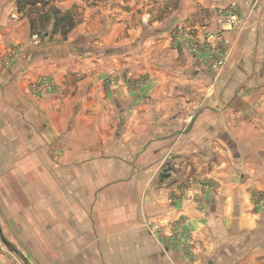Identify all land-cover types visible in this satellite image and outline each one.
I'll return each instance as SVG.
<instances>
[{"label":"crops","instance_id":"0c3cea01","mask_svg":"<svg viewBox=\"0 0 264 264\" xmlns=\"http://www.w3.org/2000/svg\"><path fill=\"white\" fill-rule=\"evenodd\" d=\"M46 1L0 0V158H24L0 166V264H264V0H172L167 23L105 47L58 41L47 13L71 0ZM230 2L216 74L184 30L217 29ZM111 70L150 78L126 95ZM44 75L57 91L29 92ZM173 219L187 252L152 232Z\"/></svg>","mask_w":264,"mask_h":264},{"label":"rangeland","instance_id":"374dc122","mask_svg":"<svg viewBox=\"0 0 264 264\" xmlns=\"http://www.w3.org/2000/svg\"><path fill=\"white\" fill-rule=\"evenodd\" d=\"M30 1L36 2L38 0ZM39 1L43 3V6L47 5L46 0ZM54 1L57 0H53V2ZM70 4V8H68L67 11L66 9L61 11L59 8L57 9L56 6H53L51 11H47V14L51 16V25L49 28H51L53 33L58 35L59 38L57 40L64 42L68 39H73V41L80 39V41L91 45H100L102 43L103 47L113 43L120 44L124 41L136 40L137 37L139 38L148 32H152L153 29L159 27L160 23L164 21L167 23L168 16L171 14L172 10H174L172 7H175L172 0H71ZM232 5H235L238 8L240 14V8L235 2L228 3L226 7L219 6L217 7V24L219 23V19H221L219 16L220 11ZM37 13L42 17L45 14L44 12L41 13L39 11ZM49 16L46 15V18L48 19ZM45 28L48 30V27L45 26L44 29H42L43 32L46 31ZM218 29L219 27L214 30L205 29L203 31H200L199 29H187V31L184 30L185 34L183 36L191 51L197 49L195 55L203 57L206 68L216 74L223 71L222 69L226 67L230 57L227 58L222 67L214 69L207 59L211 52L209 51L208 55V51L204 50L203 46L206 37L213 34V32ZM225 31L226 30H221L223 34ZM43 39H46V37L37 31V33L32 36L31 41H33V43L31 44L38 46ZM108 41H111V43ZM229 50H231V48H229ZM17 52V50H13L5 56L3 62L7 67L13 64V59ZM109 74L110 75L107 77L105 84H108L111 87L119 85L126 95L138 91V89L142 88L150 78L143 76L137 77L133 80L129 78L125 71H122V74L116 75L115 71L111 70ZM42 77L29 85V92H32L31 90L34 85H36ZM56 82L57 87L52 91H57L59 87L57 80ZM45 90L47 89L45 88ZM45 90H40V92ZM32 93L37 95L34 92ZM22 160H24L23 157H13L11 159L0 158V166L2 165L1 163L4 164V161H11V164L8 165L14 167L21 164ZM18 187V183L14 182L13 189L17 191ZM3 198L4 195L1 194L0 191V200ZM10 208H12V206H10ZM0 209L2 210V207H0Z\"/></svg>","mask_w":264,"mask_h":264},{"label":"built area","instance_id":"2783aa9c","mask_svg":"<svg viewBox=\"0 0 264 264\" xmlns=\"http://www.w3.org/2000/svg\"><path fill=\"white\" fill-rule=\"evenodd\" d=\"M221 19H219V29L214 31L206 37L204 41V50L209 51L208 56L209 63L216 69L222 67L230 56L229 45L223 38L221 30L233 27L239 19V11L235 5H232L226 9L220 11ZM197 49L192 50L194 53ZM57 87L56 79L52 76L44 75L31 90L35 94H38L40 90H55ZM254 201L264 206V193L259 192L255 195ZM152 232L161 237L169 247H178L183 251H189L191 245H194L193 233L187 226V222L184 219H173L165 224H155L152 227Z\"/></svg>","mask_w":264,"mask_h":264}]
</instances>
